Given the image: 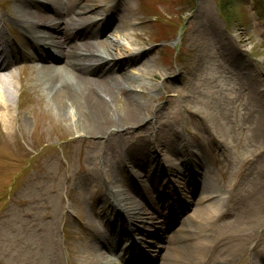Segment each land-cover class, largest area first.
Returning <instances> with one entry per match:
<instances>
[{
    "label": "rangeland",
    "instance_id": "obj_1",
    "mask_svg": "<svg viewBox=\"0 0 264 264\" xmlns=\"http://www.w3.org/2000/svg\"><path fill=\"white\" fill-rule=\"evenodd\" d=\"M51 1L43 0V5L49 6L46 2ZM249 1L96 0L108 7L112 5L111 11L115 12L103 39L141 54L128 68L126 83L117 86L116 97L108 105L116 118L110 129L116 132L120 126L126 127L119 120L126 109V91L136 94L142 105L150 100V113H145L148 117L142 121L140 131L122 134L125 149L130 148L123 156L113 155L100 140L55 126L26 81L29 73L23 68L35 64L33 60L27 57L28 61H18L11 73L4 72L12 75L14 89L7 110L0 109V264H84L88 254L82 241L90 246L92 235L81 240L75 223L83 226L86 220L81 215L89 204L104 196L98 181L112 184V173L122 170V164L115 163L124 160L129 164L147 149L155 165L158 159L154 155L159 158L172 142L198 154L209 177L219 185L222 197H235L228 203L221 224L235 221L237 205L253 206L255 196L264 194L263 150L255 149L262 141H251V132L246 129L249 124L241 106L246 103V92L239 93L241 80L237 76L241 69L225 51L238 48L242 68L253 69L255 66L251 65L255 64L261 68L257 75L264 82V37L258 32L264 28V20L246 16L248 8L251 12L253 5L258 7L264 0H252V6ZM16 4L15 0H0V17L2 25L15 31L13 39L20 44V35L9 19ZM51 13L50 9L48 14ZM70 15L75 17V13ZM123 24L126 29L114 34ZM104 47L96 49L104 52ZM117 76L112 74L105 79L113 82ZM84 78L94 79L90 75ZM3 114L16 118L13 129L8 128ZM209 132L223 141L221 148L210 149L214 144ZM9 151L17 152L19 158L7 159ZM16 159L19 163L11 165L10 160ZM172 162L181 169L174 158ZM134 178L137 183L128 182L129 187L143 188V176ZM156 186H161L160 177ZM151 195L153 206L157 196ZM187 209L186 214L193 215V210ZM243 212L245 209L238 217ZM159 213L156 218L162 223ZM93 223L90 228H100L99 222ZM149 223L145 229L155 232ZM171 234H164V241L154 247L158 248L154 264L165 261L164 254L170 258L165 244ZM257 234L261 235L257 249L263 256L264 222ZM222 251L218 248L210 250V254L221 260ZM203 255L209 256V250Z\"/></svg>",
    "mask_w": 264,
    "mask_h": 264
},
{
    "label": "bare ground",
    "instance_id": "obj_2",
    "mask_svg": "<svg viewBox=\"0 0 264 264\" xmlns=\"http://www.w3.org/2000/svg\"><path fill=\"white\" fill-rule=\"evenodd\" d=\"M15 1L16 8L9 19H12L11 25L21 34L19 48L4 36L3 17H0V99H3L0 100V109L7 110V103L14 89L12 75L5 73H11L12 67L14 68L18 61L25 62L29 58L35 64H28L23 68V71L27 70L29 73L26 81H29L33 92L38 94L43 111L56 123L55 126H64L70 133L100 140L113 155L123 156L130 148L125 149L126 142L123 141L122 134H128L130 131L136 134L140 131L141 125L148 117L145 113L149 111L150 100L142 105L137 101L136 94L126 91V109L123 111V117H119L120 121H124L121 125L126 127L120 126L116 132L110 129V124L114 123L116 118L109 112L108 105L116 97L117 86L123 87L122 84L126 83L128 68L134 66V60L141 55L121 47L119 43L103 39L114 18L112 5L108 7L96 0H53L51 3L46 2L49 6L43 5V0ZM249 4L252 6L254 2L250 0ZM50 9L52 13L48 14ZM248 10L250 8L247 9L246 16L264 20V3L258 7L253 5L252 13ZM71 13H75V17H69L72 16ZM122 28L126 29V25L116 28L114 34L120 33ZM263 29L258 32L264 37ZM108 41L111 44H108ZM100 45L105 46L104 52L97 51L96 47ZM237 49L225 51L231 56L235 66L241 69L237 76L241 80L239 93L246 92V103L241 105L249 124L246 129L251 132V141L255 144L262 141L260 147L255 149L261 148L264 156V91H260L264 88V82L257 75L261 68L255 64L251 65L255 66L253 69L242 68L243 63L239 61L240 54L236 52ZM262 68L264 70V66ZM112 74L118 75V78L113 82L105 79ZM85 75L94 79H86ZM5 77L11 81L4 80ZM2 116L8 128L13 129L16 118L4 114ZM241 130H244V127H241ZM209 135L214 144L210 149L221 148L223 141L210 132ZM218 142H221V145ZM149 155L150 150L147 149L140 156L141 159L134 157L128 161L129 164L124 160L116 161L115 164H122V170L118 168L112 173V184L98 181L99 190L106 195L99 196L93 204H89L81 215L86 220L83 226L75 223L79 230L77 235L81 240L85 239L86 235H92L90 246H86L85 241H82V247L87 248L88 254L84 264H112L113 255L122 250L124 241L127 245L121 252L122 258L125 259V264H130L139 258L143 251V248L137 245L139 240L152 239L153 243L159 245L164 239V234L168 232L172 234L167 237L165 249L170 258L164 254L165 261L161 264H264V257L257 249L261 238L257 231L264 222V194L255 196L251 208L237 205L235 221L221 224L228 212V203L235 197L231 194L225 197L220 195L219 185L209 177L198 154H192L183 144L177 146L172 142L159 158L158 154L154 155V158L158 159L155 165L154 159ZM10 158H19V155L9 151L7 159ZM173 158L179 163L180 170L172 162ZM10 161L11 165L19 163L17 159ZM130 165L137 168L139 173L133 171ZM147 169H150L149 174ZM263 169L264 166L262 172ZM134 176H143V188L135 185L137 189L133 190L129 187L128 182L137 183ZM159 177L161 186L157 187ZM151 194L157 196L153 206L150 202ZM111 206L114 207L111 209ZM187 208L193 210V215L189 212L186 214ZM243 209L245 212L238 217V213ZM115 210L122 213L118 216L110 213ZM159 211L162 214V223L156 220L160 215ZM93 222H101L104 231L90 228ZM146 223L155 229L154 233L151 234L145 229ZM136 235L139 238H136ZM153 243H145L144 249L152 250ZM218 248H223L219 255L221 260H215L213 253L210 254V250ZM207 250L209 256L203 255Z\"/></svg>",
    "mask_w": 264,
    "mask_h": 264
}]
</instances>
